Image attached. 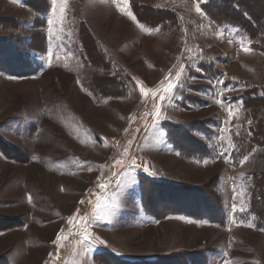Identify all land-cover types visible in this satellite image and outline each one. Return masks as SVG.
I'll return each instance as SVG.
<instances>
[{"label":"rangeland","instance_id":"obj_1","mask_svg":"<svg viewBox=\"0 0 264 264\" xmlns=\"http://www.w3.org/2000/svg\"><path fill=\"white\" fill-rule=\"evenodd\" d=\"M212 1L0 0V264H264V0Z\"/></svg>","mask_w":264,"mask_h":264},{"label":"snow or ice","instance_id":"obj_2","mask_svg":"<svg viewBox=\"0 0 264 264\" xmlns=\"http://www.w3.org/2000/svg\"><path fill=\"white\" fill-rule=\"evenodd\" d=\"M66 2H67V0H61V4H60V11H61V14H63V12H64V8H65V5H66ZM52 3L55 5L56 3H57V0H52ZM124 3L125 4H127L128 3V0H124ZM199 3V0H197V4ZM122 12L124 11V9H120ZM53 11H55V9H53ZM196 11L197 12H200L201 11V9L197 6L196 7ZM127 15H129L133 20H135V17L132 15V13L129 11V12H127L126 13ZM49 23H51V21H49ZM241 47H242V50H244V51H250V49L249 48H247V47H244L243 46V44L241 45ZM177 76H179V73H177ZM175 87V85L174 84H172V83H170L169 85H168V87H167V89H166V91H171L173 88ZM143 91V90H142ZM160 99L161 100H163L164 99V97L163 96H161L160 97ZM159 113H157V115H158ZM230 115L232 114V112H231V110H230V113H229ZM162 135H163V133H162ZM81 203H83V201H81ZM58 239H59V237H58Z\"/></svg>","mask_w":264,"mask_h":264},{"label":"trees","instance_id":"obj_3","mask_svg":"<svg viewBox=\"0 0 264 264\" xmlns=\"http://www.w3.org/2000/svg\"><path fill=\"white\" fill-rule=\"evenodd\" d=\"M217 1H218V2H217ZM217 1L209 2V3H212L211 6H209V8H212L213 4H216V2H217V3H221L223 0H217ZM224 1H228V3H230V5H234V6L237 5L236 0H224ZM239 1H240V0H239ZM247 1H250V0H247ZM239 12H241V13L243 14V16L246 15V14L250 15V13H249L248 10L242 11V10L240 9ZM251 16H252V15H251ZM251 16H250V17H251ZM238 18L241 20V16H240V17L238 16L237 19H238ZM251 18H252L253 20L255 19L253 16H252ZM242 19H243V18H242ZM147 22H152V21H147ZM263 22H264V21H263ZM254 23H256L255 20H254ZM145 24H147V23H145ZM258 26L261 27V25L258 24V22H257L256 27H258ZM250 28H252V26H250V25L246 27V29H247L248 31L250 30ZM259 41H260V40H259ZM185 136H186V135H185ZM180 139H182V138H179V140H180ZM180 141H181V140H180ZM181 142H183V141H181ZM217 201H218V200H217ZM218 205H219V201H218Z\"/></svg>","mask_w":264,"mask_h":264}]
</instances>
